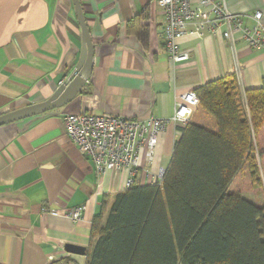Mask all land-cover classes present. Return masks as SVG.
<instances>
[{
    "label": "crops",
    "instance_id": "0c3cea01",
    "mask_svg": "<svg viewBox=\"0 0 264 264\" xmlns=\"http://www.w3.org/2000/svg\"><path fill=\"white\" fill-rule=\"evenodd\" d=\"M80 2L94 45L86 84L62 107L0 125V264H86L93 217L104 218L111 197L125 189L123 169L109 173L103 193L93 196L97 175L66 137L63 114L169 118L175 94L221 76L235 74L242 92L264 84V49L247 46L239 33L233 45L221 33L184 35L177 44L189 59L175 65L164 49V14L150 0ZM225 3L233 13L262 11L264 26V0ZM80 50L71 0H0V114L50 97L68 78ZM179 136L168 122L151 170L167 167ZM136 184H146L142 172ZM83 203L87 209L79 222L42 210ZM66 244L85 252L68 253Z\"/></svg>",
    "mask_w": 264,
    "mask_h": 264
},
{
    "label": "trees",
    "instance_id": "16d2710c",
    "mask_svg": "<svg viewBox=\"0 0 264 264\" xmlns=\"http://www.w3.org/2000/svg\"><path fill=\"white\" fill-rule=\"evenodd\" d=\"M195 91L162 184L114 193L86 264H264V84L227 74Z\"/></svg>",
    "mask_w": 264,
    "mask_h": 264
},
{
    "label": "built area",
    "instance_id": "2783aa9c",
    "mask_svg": "<svg viewBox=\"0 0 264 264\" xmlns=\"http://www.w3.org/2000/svg\"><path fill=\"white\" fill-rule=\"evenodd\" d=\"M150 3L159 7L164 14V49L175 65L189 59L188 53L179 49L177 41L192 33H221L232 45L234 34L239 33L247 46L264 49L260 10L250 14L233 13L228 10L225 0H150ZM198 99L195 90L175 94L173 114L169 118L150 116L136 119L91 112L63 114L61 119L66 137L91 162L97 175L93 196L103 193L104 180L109 173H119L123 169L126 170L125 189L136 184L139 172L143 173L146 184L160 186L166 168L158 171L150 168L155 160L159 136L170 121L176 125L180 135ZM86 209L87 203L61 211L42 210L79 222L84 220Z\"/></svg>",
    "mask_w": 264,
    "mask_h": 264
},
{
    "label": "water",
    "instance_id": "95a60500",
    "mask_svg": "<svg viewBox=\"0 0 264 264\" xmlns=\"http://www.w3.org/2000/svg\"><path fill=\"white\" fill-rule=\"evenodd\" d=\"M71 1L81 33V50L75 67L66 81L61 83L46 100L0 114V125L62 107L69 103L86 84L93 67L94 45L80 0ZM65 251L74 254H84L85 248L66 244ZM57 264L68 263L61 262Z\"/></svg>",
    "mask_w": 264,
    "mask_h": 264
}]
</instances>
